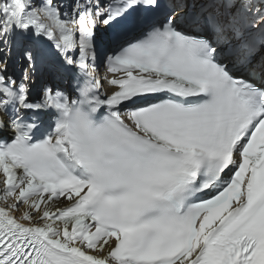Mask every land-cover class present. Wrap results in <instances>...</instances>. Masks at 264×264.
Here are the masks:
<instances>
[{
    "label": "snow or ice",
    "instance_id": "snow-or-ice-1",
    "mask_svg": "<svg viewBox=\"0 0 264 264\" xmlns=\"http://www.w3.org/2000/svg\"><path fill=\"white\" fill-rule=\"evenodd\" d=\"M5 129L0 264H264V0H0Z\"/></svg>",
    "mask_w": 264,
    "mask_h": 264
},
{
    "label": "bare ground",
    "instance_id": "bare-ground-1",
    "mask_svg": "<svg viewBox=\"0 0 264 264\" xmlns=\"http://www.w3.org/2000/svg\"><path fill=\"white\" fill-rule=\"evenodd\" d=\"M10 71L13 72L17 77L19 76V74H18L17 72H15L13 69H10ZM101 72H103V65H102V67H101ZM44 78H45L44 76H38V77L34 78V79H35V85H34L35 88L33 89L34 94H35L36 92H38L39 87H40V84H41V81H42ZM64 86H67V82H65ZM105 87L107 88V85H105ZM6 130H8V129H5V130H3V131L6 132ZM3 131H0V133L3 132Z\"/></svg>",
    "mask_w": 264,
    "mask_h": 264
},
{
    "label": "rangeland",
    "instance_id": "rangeland-1",
    "mask_svg": "<svg viewBox=\"0 0 264 264\" xmlns=\"http://www.w3.org/2000/svg\"><path fill=\"white\" fill-rule=\"evenodd\" d=\"M101 67H102V65H101ZM10 69H13L15 72H17L18 74H20V65L15 60H13L11 62Z\"/></svg>",
    "mask_w": 264,
    "mask_h": 264
}]
</instances>
